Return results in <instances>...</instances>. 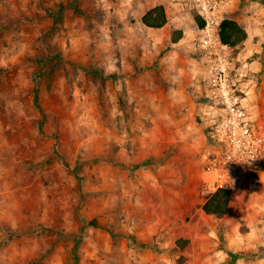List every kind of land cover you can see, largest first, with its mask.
Here are the masks:
<instances>
[{"label": "rangeland", "instance_id": "374dc122", "mask_svg": "<svg viewBox=\"0 0 264 264\" xmlns=\"http://www.w3.org/2000/svg\"><path fill=\"white\" fill-rule=\"evenodd\" d=\"M141 1L0 0V264H264V174L202 209L205 64Z\"/></svg>", "mask_w": 264, "mask_h": 264}, {"label": "built area", "instance_id": "2783aa9c", "mask_svg": "<svg viewBox=\"0 0 264 264\" xmlns=\"http://www.w3.org/2000/svg\"><path fill=\"white\" fill-rule=\"evenodd\" d=\"M226 0H176L183 9H193L201 19L196 46L205 64L201 79L202 103L210 118L209 146L202 153V195L205 201L220 189L235 192L257 187L264 174V120L248 113L249 96L257 88V77L248 63H239L232 47L221 39L226 18Z\"/></svg>", "mask_w": 264, "mask_h": 264}, {"label": "crops", "instance_id": "0c3cea01", "mask_svg": "<svg viewBox=\"0 0 264 264\" xmlns=\"http://www.w3.org/2000/svg\"><path fill=\"white\" fill-rule=\"evenodd\" d=\"M145 1L139 2L144 10L143 12L140 13L139 17H140L141 23L145 26L147 25L143 22L142 17L149 9L153 8L156 5H160V4L164 5L165 7L167 18H168L167 23L160 28H152V27L147 26L148 28L159 30L158 33H159L160 40L167 41V38H169L173 44H182L187 41L190 43V48L196 45L195 40L197 39V36H198V26H201V25L196 20V17L198 16L196 15L193 9H190V10L183 9L180 6V4H178L177 2H174V0H145ZM238 1L239 0H226L224 12L228 14L227 18L234 19L240 24H242L247 32V38L245 39L243 45L237 48L238 57L236 56L234 57L239 63L250 64L258 79L257 88H256V90L260 88V90H258L259 91L258 94L255 90L254 92H252V94L249 96V99L246 101L248 113H250L252 117L253 116L255 117L256 114H258L259 112H263L264 114V106H261L262 95L264 98V85H262L263 81L261 80V77L258 71L260 66L256 59L254 61H243V60L251 57V55L257 52H261V47L259 44H260V41L262 40V33H263L262 27H261L262 21L260 17H257L255 15V13L249 14L247 12L248 9L246 11L240 10L238 8V4H239ZM129 3H130L129 8L131 9L130 12H133V10L136 8V4H135L136 1L134 2L129 1ZM177 31H181V37L179 38V40L174 41L173 38L177 34L176 33ZM163 37H166V38L163 39ZM156 44H159V43H156ZM232 51H233V47H232ZM198 54H199V51L197 52V55ZM233 55H234V52H233ZM204 73H205V69H204ZM257 96L258 98L255 101V97ZM200 101L202 102V96H201ZM207 110H209L208 106L205 105V103H203L202 112L204 111L207 112ZM217 112H218L217 110L216 111L214 110V112L208 111L207 113H208V116L210 117L211 115H216ZM170 202H173V201H170ZM168 207L170 209L168 210V212L172 214L173 208H175L176 205L169 204ZM166 218H170L169 221L166 222L162 219L163 221H161V224L165 223L164 225H169L171 228L165 231H163V229L160 228L162 231L160 234V238L167 237V234H169V232L170 234L177 232V223H178L177 218L176 217L173 218L171 216L166 217ZM166 231L168 233H166ZM166 241L167 240L165 238L164 240L162 239L158 241L159 245L157 244L156 245L157 247L155 248L162 249L163 247L172 246L171 241L169 242H166Z\"/></svg>", "mask_w": 264, "mask_h": 264}, {"label": "trees", "instance_id": "16d2710c", "mask_svg": "<svg viewBox=\"0 0 264 264\" xmlns=\"http://www.w3.org/2000/svg\"><path fill=\"white\" fill-rule=\"evenodd\" d=\"M143 22L152 28H160L167 23V13L164 5H156L149 9L142 17ZM196 20L202 25V21L199 17ZM174 36V41L179 40L181 37V31H177ZM221 39L224 43L230 45L234 49L241 47L247 38L246 29L242 24L231 18H225L221 22ZM232 191L228 189L218 190L212 197L207 199L202 209L208 214L222 215L227 212L231 198Z\"/></svg>", "mask_w": 264, "mask_h": 264}]
</instances>
